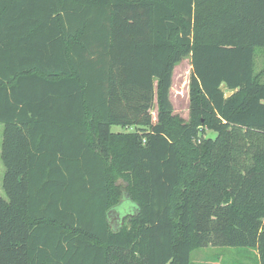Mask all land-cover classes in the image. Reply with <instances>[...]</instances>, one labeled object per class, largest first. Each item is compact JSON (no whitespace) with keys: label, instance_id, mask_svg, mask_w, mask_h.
Segmentation results:
<instances>
[{"label":"trees","instance_id":"obj_1","mask_svg":"<svg viewBox=\"0 0 264 264\" xmlns=\"http://www.w3.org/2000/svg\"><path fill=\"white\" fill-rule=\"evenodd\" d=\"M257 49L264 0H0V264H264Z\"/></svg>","mask_w":264,"mask_h":264},{"label":"rangeland","instance_id":"obj_2","mask_svg":"<svg viewBox=\"0 0 264 264\" xmlns=\"http://www.w3.org/2000/svg\"><path fill=\"white\" fill-rule=\"evenodd\" d=\"M255 71L260 73V80H264V49H257L255 53ZM191 72L190 60L188 57L177 63L173 73V82L170 91V98L174 105V111L183 118H188V88L189 78ZM153 119H155V111H152ZM3 124H0V154L1 144L3 137ZM124 128L113 125L112 131L123 130ZM5 172V166L0 158V195L6 197L3 190V176ZM116 185L120 187L121 180L117 179ZM125 185V184H124ZM124 188V186H123ZM115 218L119 214L132 213L134 210V203L127 197H122L119 205L112 209ZM118 213V214H117ZM191 264H259L255 250H250L241 247H226V246H212L208 245L203 248H196L191 252Z\"/></svg>","mask_w":264,"mask_h":264},{"label":"crops","instance_id":"obj_3","mask_svg":"<svg viewBox=\"0 0 264 264\" xmlns=\"http://www.w3.org/2000/svg\"><path fill=\"white\" fill-rule=\"evenodd\" d=\"M189 58V57H188ZM190 60V59H189ZM122 200V199H121ZM115 212L114 211H111L110 212V216H111V221L113 222V220H114V218L112 217V216H114L115 214H114ZM118 217L117 218H115V220L116 221H120V219H121V216H119V215H117Z\"/></svg>","mask_w":264,"mask_h":264},{"label":"water","instance_id":"obj_4","mask_svg":"<svg viewBox=\"0 0 264 264\" xmlns=\"http://www.w3.org/2000/svg\"><path fill=\"white\" fill-rule=\"evenodd\" d=\"M226 95H229V92H227ZM109 215H110V214H109ZM117 217H118V216H116V218H117ZM120 221H121V220H120ZM121 224H122V221H121Z\"/></svg>","mask_w":264,"mask_h":264}]
</instances>
